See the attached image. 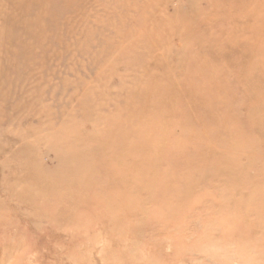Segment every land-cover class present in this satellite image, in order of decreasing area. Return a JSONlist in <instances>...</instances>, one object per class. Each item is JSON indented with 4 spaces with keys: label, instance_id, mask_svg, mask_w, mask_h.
Listing matches in <instances>:
<instances>
[{
    "label": "rangeland",
    "instance_id": "374dc122",
    "mask_svg": "<svg viewBox=\"0 0 264 264\" xmlns=\"http://www.w3.org/2000/svg\"><path fill=\"white\" fill-rule=\"evenodd\" d=\"M0 264H264V0H0Z\"/></svg>",
    "mask_w": 264,
    "mask_h": 264
}]
</instances>
